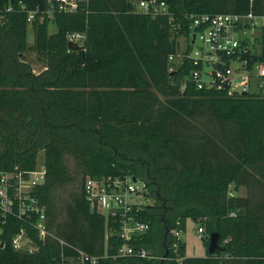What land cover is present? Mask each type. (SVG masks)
<instances>
[{
    "label": "trees",
    "instance_id": "obj_1",
    "mask_svg": "<svg viewBox=\"0 0 264 264\" xmlns=\"http://www.w3.org/2000/svg\"><path fill=\"white\" fill-rule=\"evenodd\" d=\"M157 1L172 20L137 11L139 0H86L71 13L49 0H0V169L33 170L43 151L37 193L48 229L97 264H264V95L199 90L185 80L196 69L191 61L169 62L191 32L190 16L261 17L264 0ZM257 32L259 51L255 44L243 56L250 69L264 64V25ZM72 33L84 35L80 45L68 41ZM28 53L41 73L24 60ZM66 156L84 174L61 218L56 192L75 182ZM106 176L143 184L133 215L149 229L128 244L153 258H113L123 242L119 223L91 211L82 190L88 177ZM241 186L259 187L260 196L238 197ZM188 219L203 225L206 248L217 233L220 250L186 257L181 243L174 255L170 231L183 233ZM18 227L9 221L4 229L0 264H59L61 252L75 255L54 239L33 255L18 253Z\"/></svg>",
    "mask_w": 264,
    "mask_h": 264
},
{
    "label": "built area",
    "instance_id": "obj_2",
    "mask_svg": "<svg viewBox=\"0 0 264 264\" xmlns=\"http://www.w3.org/2000/svg\"><path fill=\"white\" fill-rule=\"evenodd\" d=\"M49 1L55 2L58 11L71 13L86 0ZM136 10L153 16H167L169 20L173 17L167 5L157 0H139ZM32 18L33 13H29L28 21ZM189 19L191 31L189 36L181 39L183 47L169 57L171 63L187 59L196 67L189 72L185 80L193 83L199 90L223 92L229 97L241 96L242 93L248 95L254 91L263 96L264 64L256 63L250 69L248 60L243 56L252 50L254 45L250 43L252 37L250 32L261 31L264 16L197 14L190 16ZM67 39L80 45L84 35L72 33ZM172 70L171 66L169 71ZM45 175L43 163L33 170L0 169V249L4 247L2 237L5 227L9 221H15L19 223V227L11 238V247L14 251L33 255L47 239H54L60 246L75 250V255L69 257H64L61 252L59 264H97L98 258L65 244L49 231L47 205L39 199L37 193L38 188L44 184ZM82 190L91 211H97L119 223V237L123 242L113 255L114 259L153 258L148 250L134 248L128 244L149 229L148 223L138 221L133 215L139 211L142 200L141 192L137 191L131 177H88ZM204 233V228L199 226L198 237L201 238ZM181 234L178 229L170 231L172 239L170 248L174 255H178L182 243ZM182 260L183 258H178L177 262L181 264Z\"/></svg>",
    "mask_w": 264,
    "mask_h": 264
},
{
    "label": "rangeland",
    "instance_id": "obj_3",
    "mask_svg": "<svg viewBox=\"0 0 264 264\" xmlns=\"http://www.w3.org/2000/svg\"><path fill=\"white\" fill-rule=\"evenodd\" d=\"M132 1L135 2V0ZM54 32H55V26L53 24H50L49 33L52 34ZM258 34L259 33L257 32V30H253L252 32H250V35L252 36L250 37L251 44L253 45L257 44L255 42L254 37L257 36ZM179 42H180V46L183 47L182 41L180 40ZM27 43L28 45L33 44V34L30 29H28ZM198 44L199 43L197 42L196 45ZM255 46L259 47L258 44ZM256 50L258 52L259 48ZM24 60L26 61V63L30 65L34 74H39L41 73V71H43V64L37 61L36 56L33 53L26 54L24 56ZM43 160H44V152L39 151L38 159H37L38 165L42 164ZM64 162L70 175L75 178V182L73 184L71 183L65 185L56 192L55 203L58 207V213H59L58 215L61 218L64 217L63 205L65 203L70 202V199L73 195L79 193L80 183L84 174L81 169H78V167L75 165V163L72 161L70 157L68 156L64 157ZM134 186L137 187L138 192H140L143 188V184L139 181ZM260 193H261V189L259 187L250 188V186H241L239 187L235 195H237L238 197H245L249 200L250 199L256 200L260 196ZM199 226L203 227V225L200 224L199 221H192L190 219L186 221L185 231L181 234V242L184 245L186 257H204L207 253L204 241L200 239L197 234V229Z\"/></svg>",
    "mask_w": 264,
    "mask_h": 264
},
{
    "label": "water",
    "instance_id": "obj_4",
    "mask_svg": "<svg viewBox=\"0 0 264 264\" xmlns=\"http://www.w3.org/2000/svg\"><path fill=\"white\" fill-rule=\"evenodd\" d=\"M241 96H247V93H242ZM133 181H135L134 178ZM217 250H220V246L218 245V234L213 232L209 235L206 252L208 255H212Z\"/></svg>",
    "mask_w": 264,
    "mask_h": 264
}]
</instances>
